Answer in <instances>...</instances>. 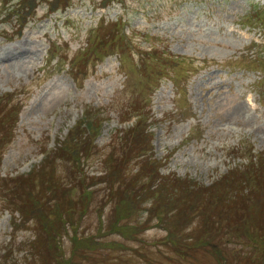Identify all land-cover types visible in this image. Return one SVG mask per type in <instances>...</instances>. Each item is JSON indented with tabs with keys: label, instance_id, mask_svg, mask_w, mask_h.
Instances as JSON below:
<instances>
[{
	"label": "rangeland",
	"instance_id": "374dc122",
	"mask_svg": "<svg viewBox=\"0 0 264 264\" xmlns=\"http://www.w3.org/2000/svg\"><path fill=\"white\" fill-rule=\"evenodd\" d=\"M30 3L0 2V264H264V0Z\"/></svg>",
	"mask_w": 264,
	"mask_h": 264
},
{
	"label": "trees",
	"instance_id": "16d2710c",
	"mask_svg": "<svg viewBox=\"0 0 264 264\" xmlns=\"http://www.w3.org/2000/svg\"><path fill=\"white\" fill-rule=\"evenodd\" d=\"M30 1L31 0H25V3H24V0H23V8L20 10V13L18 12L19 13V16H20L18 20H20L22 18L21 20L23 21V23L26 22V19L30 15L34 14V10L31 9V3H30ZM5 2H6V0H3V3H5ZM5 10H8V8L6 6L3 7L2 11H5ZM16 11H18V5L14 6L10 10H8L7 15L8 16L17 15L16 14ZM258 15L260 16L259 19H262L264 17L260 13ZM260 93H261V96L264 95V90H261ZM225 181L228 182L226 184L230 185V182L228 180H225ZM188 193L189 192H186V191L182 190V191H180L178 193L169 194L168 203L173 205L174 200L179 199V198H182V197H185L186 195H188ZM252 249H253L254 254H255V253H260L263 248L261 246L257 245V244H252ZM257 258H258V263L261 264V261L259 260V256H257Z\"/></svg>",
	"mask_w": 264,
	"mask_h": 264
}]
</instances>
